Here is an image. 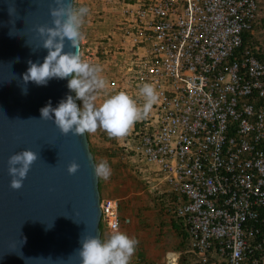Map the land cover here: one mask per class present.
<instances>
[{
    "label": "built area",
    "instance_id": "built-area-1",
    "mask_svg": "<svg viewBox=\"0 0 264 264\" xmlns=\"http://www.w3.org/2000/svg\"><path fill=\"white\" fill-rule=\"evenodd\" d=\"M126 3L124 57L111 60L107 88L136 99L150 83L158 93L126 138L147 187L185 229L176 264L181 253L186 264H264V43L250 37L258 0ZM120 207L100 199L101 227L138 233ZM145 231L153 242L156 229Z\"/></svg>",
    "mask_w": 264,
    "mask_h": 264
},
{
    "label": "water",
    "instance_id": "water-1",
    "mask_svg": "<svg viewBox=\"0 0 264 264\" xmlns=\"http://www.w3.org/2000/svg\"><path fill=\"white\" fill-rule=\"evenodd\" d=\"M54 6L55 0H0V264H82L81 239L101 238L98 177L87 135L62 133L54 114L53 121L41 118L43 107L73 96L71 76L47 85L23 81L29 61L42 64L48 55L38 28L54 26ZM64 51L75 49L66 42ZM24 149L38 152L39 159L15 190L8 159ZM72 162L80 165L75 174L68 172Z\"/></svg>",
    "mask_w": 264,
    "mask_h": 264
},
{
    "label": "clouds",
    "instance_id": "clouds-1",
    "mask_svg": "<svg viewBox=\"0 0 264 264\" xmlns=\"http://www.w3.org/2000/svg\"><path fill=\"white\" fill-rule=\"evenodd\" d=\"M55 5L50 10L54 26L41 25L38 28L44 38L42 47L48 49V55L42 64L29 61L30 67L23 74V81L25 85L29 81L47 85L52 78L65 79L71 76L67 86L75 92L76 99L83 101V108L77 106L72 95H68L55 108L51 103L43 107L41 118L53 121L54 114V123L64 134H92L99 128L110 138L121 139L127 136L134 124L146 119L158 102L154 85L144 83L136 99L120 91L97 105L96 93L107 88V80L100 75V66L82 59L81 28L89 9L86 6L76 7L75 0H55ZM66 42L75 51L65 52ZM22 92L27 94V88H22ZM138 100L142 103H138ZM38 159V152L32 149H24L9 157L8 172L12 177V189L23 187L31 166ZM79 167L78 163L72 162L68 172L75 174ZM95 173L98 178L107 180L111 176V167L107 161H101L95 165ZM113 229L106 241L95 236L81 239L82 248L78 253L82 264H130L139 241L119 231L115 225Z\"/></svg>",
    "mask_w": 264,
    "mask_h": 264
},
{
    "label": "rangeland",
    "instance_id": "rangeland-1",
    "mask_svg": "<svg viewBox=\"0 0 264 264\" xmlns=\"http://www.w3.org/2000/svg\"><path fill=\"white\" fill-rule=\"evenodd\" d=\"M124 3L123 0H75L76 7L86 6L89 9L81 28L82 59L100 66L102 68L100 75L107 80V83L111 74L110 68L113 66L111 60L124 57L119 53L122 51L121 47H117L122 41L119 30L122 26ZM114 94L115 92L110 91L109 88L97 92L96 104L99 105L108 96ZM77 106L83 108V101L79 100ZM86 135L89 147L93 150L95 163L107 161L111 167L109 179L98 178L100 199L119 198L120 208L131 215L133 230L139 231L129 234V237L139 241L130 264H176L177 254L185 249L186 241L171 227L169 217L171 213L166 211V214H160L158 211L159 203L155 197L159 195L151 191L149 186L147 187L148 184L135 167L137 165L144 167V165L138 160L135 161L136 157L130 149L133 141H127L126 138L129 135L121 139L110 138L103 129L99 128L95 133H86ZM144 190L150 191L143 192ZM163 205L164 210H167V203ZM151 228L158 232L153 242L145 238L147 235L145 230ZM119 231L128 235L126 226H122ZM130 231L132 232L131 229ZM111 233L103 229L101 240L106 241ZM174 247L180 249L174 251ZM182 256L183 253L178 255V264L184 263Z\"/></svg>",
    "mask_w": 264,
    "mask_h": 264
},
{
    "label": "trees",
    "instance_id": "trees-1",
    "mask_svg": "<svg viewBox=\"0 0 264 264\" xmlns=\"http://www.w3.org/2000/svg\"><path fill=\"white\" fill-rule=\"evenodd\" d=\"M72 78V77H71ZM73 92V96H74V99H76V97H75V92L74 91H72ZM76 102H79V99H76ZM89 149H90V152H91V154H92V156H93V150H92V148L91 147H89ZM99 186V185H98ZM155 199H156V201H157V203H159V212H160V214H162V213H164V214H166V211L168 212V210H164V201L162 200V198L160 197V196H156L155 197ZM142 217V216H141ZM170 217V224H171V227L177 232V234L181 237V238H183L185 241H186V232H185V229H184V227H183V225H182V223H181V221H180V219L179 218H177V217H175L173 214H171V216H169ZM142 219V218H141ZM99 227H100V231H101V234H102V230H103V228L101 227V224L99 225ZM100 239H102V237L100 238ZM180 249V247L178 248V247H174V251H178ZM181 250H183V249H181ZM184 256H182V261H184ZM182 264V263H181ZM183 264H186V262L184 261V263Z\"/></svg>",
    "mask_w": 264,
    "mask_h": 264
},
{
    "label": "crops",
    "instance_id": "crops-1",
    "mask_svg": "<svg viewBox=\"0 0 264 264\" xmlns=\"http://www.w3.org/2000/svg\"><path fill=\"white\" fill-rule=\"evenodd\" d=\"M134 1L136 0H123L125 4H127L126 2H134ZM250 37L251 39H253L255 43L258 42L264 43V0H258L257 19L253 33L252 35H250Z\"/></svg>",
    "mask_w": 264,
    "mask_h": 264
}]
</instances>
